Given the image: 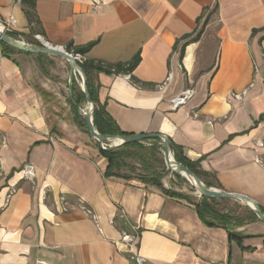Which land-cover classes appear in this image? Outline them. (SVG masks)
I'll return each mask as SVG.
<instances>
[{"label": "crops", "instance_id": "crops-1", "mask_svg": "<svg viewBox=\"0 0 264 264\" xmlns=\"http://www.w3.org/2000/svg\"><path fill=\"white\" fill-rule=\"evenodd\" d=\"M215 5L199 41L182 56L184 42L173 50ZM94 6L95 0H36L38 25H29L21 2L0 0V24L13 18V34L38 28L62 48L96 42L84 58L106 66L127 65L139 54L129 77L97 75L98 103L119 131L167 137L219 190L264 208V0H101L93 12ZM186 89L192 97L173 109ZM242 92L241 101L231 98ZM99 148L51 132L37 90L0 48V264H135L121 242L124 231L137 234L134 255L143 264H264V235L230 240L225 230L205 226L186 201L105 177ZM27 164L33 181L24 178ZM119 214L122 227L113 224Z\"/></svg>", "mask_w": 264, "mask_h": 264}, {"label": "trees", "instance_id": "trees-1", "mask_svg": "<svg viewBox=\"0 0 264 264\" xmlns=\"http://www.w3.org/2000/svg\"><path fill=\"white\" fill-rule=\"evenodd\" d=\"M35 2L36 0H21V3L24 7V14L29 25L35 24L38 25V21L35 16ZM217 6L215 5L211 11L205 10L202 16L197 20V30L192 35H184L181 37L173 47V50H176L177 45L180 42H184L181 49L180 55L182 56L185 50V47L190 43H196L199 41L200 37L203 34L205 26L209 23L212 15L216 12ZM202 21V23H201ZM254 31L253 33H255ZM7 36L15 39L16 34L12 32H6ZM30 35H40L43 33L38 28L31 29ZM96 44L90 43L83 47H74L72 44L64 47V50L67 53L73 55L78 54L84 57ZM34 46L40 47L39 42H35ZM0 48L2 54L12 59L13 54H23L26 56H34L36 62L38 63L41 69L44 68L45 64H53V61L46 55H32L23 52L16 51L12 47L0 42ZM140 60L139 54H137L133 60L122 66H106L101 63L90 62L84 60L82 63H77L81 68L84 77H85V86L87 94L89 95L91 102L94 104L93 112V126L95 130L103 136H125L119 131L115 122L106 114L104 107L100 106L97 100V75L100 73L105 74H130L135 67L138 65ZM14 61V60H13ZM15 62V61H14ZM131 81L136 83L132 77ZM74 84V83H73ZM37 92L40 90L36 89ZM72 100L70 103L71 111L75 115L76 119L80 121L82 118L78 115V108L82 102H85V96L82 92H72ZM77 111V112H76ZM83 121V120H82ZM84 123V122H83ZM85 126V124H84ZM53 133V131L51 130ZM159 140L153 141H144L136 143H128L122 146H119L111 150H102L100 149L101 155L106 160V170L104 173L105 177L108 178H117L125 182L136 181L140 184H143L145 187L154 188L161 192L162 194L179 200H184L190 205H192L197 213L199 220L207 227L211 228H221L225 230L230 240H236L237 242L242 241V237L235 235L231 230L232 228H239L244 226L247 222L259 221L257 217L249 210L246 209L244 216L237 214L233 210H228L225 212L219 211L216 208V204L219 201L230 202L226 199L216 200L209 198H191L185 196L181 193H177L168 189H165L162 185V178L164 175L163 162L159 160V156L162 154L161 147H158ZM146 144V145H145ZM99 146V144H98ZM100 147V146H99ZM170 149L173 154L174 160L186 167L195 177H197L205 186L214 187L220 189V185L214 181L213 176L208 175L201 171L197 163L188 161L186 158L181 156L176 147L173 146L170 142ZM261 211L264 214V208L260 207ZM115 226L124 224V221L120 216L113 219ZM125 233H132L124 231Z\"/></svg>", "mask_w": 264, "mask_h": 264}, {"label": "rangeland", "instance_id": "rangeland-1", "mask_svg": "<svg viewBox=\"0 0 264 264\" xmlns=\"http://www.w3.org/2000/svg\"><path fill=\"white\" fill-rule=\"evenodd\" d=\"M35 36L36 35H28L25 37L16 36L14 40L23 42L27 46L34 47L35 42H40V40L36 39ZM42 40L46 42L43 38ZM48 57L53 61V64L46 63L44 68L41 69L34 56H26L23 54L12 55V59L24 70L32 86L35 89L40 90L38 94L41 98L47 120L49 121V126L53 133L59 138L74 144H98L97 141L90 137L83 121L76 119L75 115L71 111V91L82 92V80L80 76L76 73L70 83L69 64L63 59L50 56ZM87 108L88 105H86L85 102H82L79 106L80 112L86 111ZM106 144L111 145L110 142H106ZM158 147L162 148L161 142H159ZM162 151L163 150L161 149V152ZM159 160L163 162L162 166L165 170L161 180L164 188L167 187L169 190L181 194L198 195L191 183L188 182L182 175H178L167 170L163 154L159 156ZM228 201L230 202H217L216 208L222 212L233 210L237 214L244 216V212L248 208L240 203L231 200ZM231 231L235 235L242 238L245 237L246 234L264 235V224L260 221L247 222L242 227L232 228Z\"/></svg>", "mask_w": 264, "mask_h": 264}, {"label": "water", "instance_id": "water-1", "mask_svg": "<svg viewBox=\"0 0 264 264\" xmlns=\"http://www.w3.org/2000/svg\"><path fill=\"white\" fill-rule=\"evenodd\" d=\"M6 32H7L6 29L4 27H1L0 42L12 47L13 49L19 52L32 54V55H37V54L46 55V56L56 57L65 60L70 67V80H69L70 83L73 76H75L76 73L80 76L82 80L81 91L85 96V103L86 105H88V108L84 112H80L78 108V115L82 118L90 137L95 141H97L100 147L105 145L106 142H110L111 145H108V147L105 150H111L128 143L159 140L162 144V150H163L162 154L167 170L176 173L178 175H182V176L184 175L188 178H191L196 186L194 187V189L198 194L197 196L186 195V194L183 195L191 198H209L216 200L226 199L240 203L246 208H248L257 217V219L264 224V214L261 211L260 206L254 200L245 197L243 195L227 193L223 190H217L214 188L207 187L197 177H195L186 167L177 163L174 160L173 154L170 149V141L167 137L160 134H142V135H125V136L100 135L93 126L94 104L91 102V99L87 94L86 86H85V77L74 57L71 56L69 53H67L62 47L52 46L47 42L40 41L39 42L41 45L40 47L27 46L23 42H19L7 36ZM115 140H117L119 143L117 144L113 143V141Z\"/></svg>", "mask_w": 264, "mask_h": 264}, {"label": "built area", "instance_id": "built-area-1", "mask_svg": "<svg viewBox=\"0 0 264 264\" xmlns=\"http://www.w3.org/2000/svg\"><path fill=\"white\" fill-rule=\"evenodd\" d=\"M18 2H21V0H18ZM100 2H101V0H95V6L92 10L93 12L96 11V6L99 5ZM15 23H16L15 19L10 18L6 24H0V26L4 27L6 29V31L11 32L12 27L15 25ZM35 38L40 40V41H43L42 38L40 37V35H36ZM70 55L74 57V59L76 60L77 63H82L85 60V58L81 55H78V54H75V55L70 54ZM127 77H129L128 74H127ZM192 95H193V90L192 89H186L182 93V95H180L179 97L175 98L172 101V108L177 109L178 107L185 105L186 102L192 97ZM244 95H245V92H242L240 94L233 93V94H231V98L233 100H236V101H241L243 99ZM4 144H5V141L3 140L1 145L3 146ZM107 147H108V145L105 144V145L101 146L100 148L102 150H105ZM23 175H24V178L26 180L33 181V179L35 177L34 167L31 164L25 165L23 167ZM64 206L66 208V203H64ZM80 206H81V209L84 211L85 214L90 215V212L85 207H83L82 205H80ZM119 216L122 219L124 218V216L122 214H119ZM137 240H138V236L135 232H132V233L122 232V234H121V242L127 246L130 258L134 261L135 264H143L142 261L140 259H138L137 257H135V255H134V249H135V245L137 243Z\"/></svg>", "mask_w": 264, "mask_h": 264}, {"label": "bare ground", "instance_id": "bare-ground-1", "mask_svg": "<svg viewBox=\"0 0 264 264\" xmlns=\"http://www.w3.org/2000/svg\"><path fill=\"white\" fill-rule=\"evenodd\" d=\"M0 31H1V26H0ZM42 42H44V41H42ZM191 55V50L189 51V57H191L190 56ZM115 144H117V143H119L117 140H115V141H113ZM184 176V175H183ZM185 177V179H187L190 183H191V185L193 186V187H196L195 186V184H194V182H193V180L191 179V178H188V177H186V176H184Z\"/></svg>", "mask_w": 264, "mask_h": 264}]
</instances>
